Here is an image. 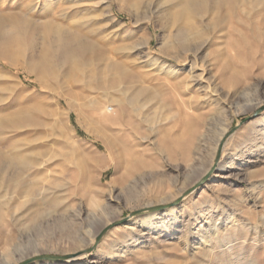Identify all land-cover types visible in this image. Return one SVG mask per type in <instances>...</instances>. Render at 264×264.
Here are the masks:
<instances>
[{"label":"rangeland","instance_id":"rangeland-1","mask_svg":"<svg viewBox=\"0 0 264 264\" xmlns=\"http://www.w3.org/2000/svg\"><path fill=\"white\" fill-rule=\"evenodd\" d=\"M27 1L9 0L13 9L3 7L0 14L6 16ZM33 4L34 22L50 21L87 39L128 68L134 79L131 85L138 82L157 89L158 94L135 111L129 106L123 110L106 98L105 116L122 117L124 125L104 121L98 111L77 104L65 115L67 101L61 99L66 125L57 137L35 111L33 102L46 98L52 104L60 88L42 89L34 75L0 61V67L11 76L8 83L12 87L0 88V113L17 117L20 126L16 135L38 155L50 157L48 175L62 177L59 182L66 185L68 205V212L59 220V214L51 216L52 210L44 208L33 222L27 219V210L16 223L9 215L0 221V264H21L30 259L29 264L65 263L76 255L82 264H264V11L254 14L245 3L242 16L248 30L239 43L240 59L232 48L226 49L233 57L228 72L238 73L241 83L223 87L215 66L206 73L205 78L215 80L228 96L241 92L216 107L205 98L202 88L188 79L184 63L174 62L177 73L160 82L151 80L158 76L156 72L139 64L149 53L161 56L164 43L159 25L154 27L144 19V7L138 9L141 14L137 18L134 12H118L114 4L117 20L111 25L97 15L87 17V10L93 9L92 0H33ZM201 54L206 58V47ZM225 128L230 136L213 165L224 163L227 170H214L192 191L186 190L181 200L174 196L181 184L199 179L215 160V148ZM105 139L111 141L110 148ZM185 147L186 159L181 155ZM134 158L144 160V185L136 183L138 195L130 201L125 192L133 183L124 180L125 165ZM165 199L166 204L178 202L174 204L175 223L164 225L157 220L153 229L127 225L141 214L143 205L155 207ZM200 210L210 211V224L198 219L189 230L187 221ZM232 212L234 220L222 224L221 219ZM108 225L113 226L95 246L94 241L88 244L92 235L95 239ZM79 247L82 253L78 254ZM209 253L211 262L207 261Z\"/></svg>","mask_w":264,"mask_h":264},{"label":"bare ground","instance_id":"bare-ground-1","mask_svg":"<svg viewBox=\"0 0 264 264\" xmlns=\"http://www.w3.org/2000/svg\"><path fill=\"white\" fill-rule=\"evenodd\" d=\"M92 2V11L86 12L89 18L91 15H97L101 20H108L114 25L117 19L113 5L116 4L118 12H134L137 18L141 14L138 13V9L144 7L142 11L144 19L151 22L154 27L159 25L164 33V43L159 50L161 56H152L149 53L144 61L139 62L156 72L158 76L151 80L160 82L171 79L178 71L174 62L184 63L188 67V79L197 83L202 88L205 98L212 101L216 107H221L225 101L233 100L236 95H240L241 92L237 91L233 96H228L219 89L217 83H214L215 80L210 81L205 75L215 66L216 75L223 87H236L241 83L242 77L238 73L228 72L233 64V57L228 56L226 49L232 48L236 59H240L239 43H242L243 34L248 30V24L242 16V6L249 3L252 13H259L264 11V0H92ZM0 4L1 10L3 7L11 6L9 0L8 2L0 0ZM9 8L13 9L12 6ZM34 9L33 0H28L14 12L6 16L0 14V61L34 75L35 81L42 89L52 91L55 86L60 88L61 92L53 95L54 106L46 98H38L33 102L35 111L44 117L50 127L48 129L52 130L55 136L61 137L62 126L66 125V120L60 111L61 99L67 101L65 115L73 109L74 104H77L98 111L99 117L104 121L124 125L122 117L111 119L105 116L108 110L105 105L106 98H111L120 107L123 106V110L124 106H129L131 111H135L143 108L146 102L157 96V89L137 84L138 82L135 83L136 85H131L134 79H131L132 73L128 68L108 57L87 39L50 21L34 22L32 20ZM253 20L256 24L260 23L258 18ZM233 41L235 45H232ZM205 47L207 55L206 58H202L204 56L201 53ZM10 77L8 72L0 67V88H12L8 83ZM176 83H171L172 87H176ZM78 87L80 90L76 91L75 88ZM97 93L99 97L95 96ZM134 104L137 107H134ZM18 125L20 126L17 117H7L0 113V221L9 215L12 222L16 223L27 210L30 211L27 219L33 222L39 218L44 208L52 210L51 216L59 214V220L63 213L65 215L68 212L66 185L59 182L62 177L48 175L47 163L50 157L38 155L37 150L33 151L32 147L22 142L23 138L15 133ZM228 133L227 128L221 131L219 141L222 140L219 145L223 146L230 136ZM104 143L110 148L109 139H105ZM217 149L216 145L215 151ZM182 151L181 155L186 159L188 147ZM213 163L215 165L217 162L212 160L199 179L181 184L174 196H180L181 200L186 196V190L192 191L198 183L207 177L210 178L214 170L221 173L227 170V165L224 163L215 167ZM143 169V159L134 158L126 162L124 180L133 183L125 192V197L130 201L138 195L136 183L141 181L144 185ZM165 202L166 199L155 207L151 204L143 205L141 214L130 220L127 225L153 229L152 223H156L157 220H161L164 225H168L169 221L171 224L175 223L177 218L174 212L177 206L174 204L178 202L173 201L169 204ZM158 208L162 209L154 210ZM150 209L153 211H149ZM70 214L78 216L74 213ZM209 214L210 211L200 210L192 215L187 221L189 230L198 219L210 224V220H207ZM235 217L236 214L232 212L230 216L221 219L222 224L233 221ZM191 233L189 231L190 235ZM93 238L94 235L91 236L88 244L93 243ZM184 240L187 244L188 241ZM77 249L80 250L78 254L82 253L80 247ZM205 251L210 252L209 249ZM76 256L69 257L70 259L65 263L55 261L44 264H82ZM210 258L211 253L208 254L207 261Z\"/></svg>","mask_w":264,"mask_h":264},{"label":"water","instance_id":"water-1","mask_svg":"<svg viewBox=\"0 0 264 264\" xmlns=\"http://www.w3.org/2000/svg\"><path fill=\"white\" fill-rule=\"evenodd\" d=\"M221 147H222V144H220V145L218 146V151H217V154H216V157H215L214 162H217V160H218V158H219V156H220ZM112 226H113V225H108V226H106L104 229H102V230L96 235V237H95V239H94V243H93L92 246H95V245L100 241V239L102 238V236L104 235V233H105L109 228H111ZM89 250H90V248L85 249L86 252L89 251ZM31 260H33V259L27 260V261H25V262H23V263H21V264H29V263L31 262Z\"/></svg>","mask_w":264,"mask_h":264}]
</instances>
